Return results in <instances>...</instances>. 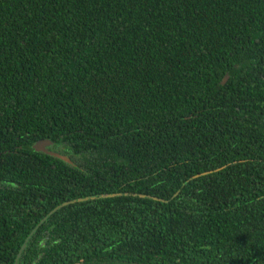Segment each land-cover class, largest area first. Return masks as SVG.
Masks as SVG:
<instances>
[{
	"label": "trees",
	"instance_id": "trees-1",
	"mask_svg": "<svg viewBox=\"0 0 264 264\" xmlns=\"http://www.w3.org/2000/svg\"><path fill=\"white\" fill-rule=\"evenodd\" d=\"M25 240L17 264H264V0H0V264Z\"/></svg>",
	"mask_w": 264,
	"mask_h": 264
},
{
	"label": "water",
	"instance_id": "water-1",
	"mask_svg": "<svg viewBox=\"0 0 264 264\" xmlns=\"http://www.w3.org/2000/svg\"><path fill=\"white\" fill-rule=\"evenodd\" d=\"M227 79H228V77H227V75H226V76L224 77V79L222 80L221 84H225V82L227 81ZM49 146H50V142L47 141V140H44V141L36 142V143L33 145L32 148H33V150L36 151V152H43V153H46V154H48V155H50V156L56 157V158H58V159H60V160H63V161L66 162V163H70V161H69L66 157H64V156H60V155H58V154H56V153H53V152H49L48 149H47ZM84 200H87V198H85V199H78L77 201L80 202V201H84ZM70 203H74V201L66 202V203H63V204H61V205H59V206H56L52 211H50V212L48 213V216L51 215V214H53L54 212H56V211L59 210L60 208L66 206V205H68V204H70ZM44 220H45V218H44L43 220H41V221L38 223V225L35 227V229L30 233V236L34 233V231L36 230V228H38V227L42 224V222H43ZM27 240H28V239H27ZM27 240H25L24 244L21 246V248H20V250H19V252H18V254H17V256H16V259H15V263H14V264H17V260L19 259L20 255H21V252H22L23 249L25 248V245H26Z\"/></svg>",
	"mask_w": 264,
	"mask_h": 264
}]
</instances>
